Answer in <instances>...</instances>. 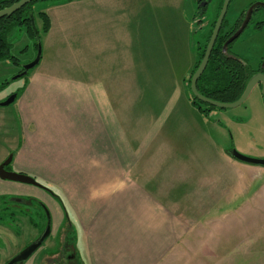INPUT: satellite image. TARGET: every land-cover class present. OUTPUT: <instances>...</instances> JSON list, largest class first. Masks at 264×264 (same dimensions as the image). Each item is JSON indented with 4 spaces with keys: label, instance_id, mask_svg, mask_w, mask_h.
<instances>
[{
    "label": "crops",
    "instance_id": "obj_1",
    "mask_svg": "<svg viewBox=\"0 0 264 264\" xmlns=\"http://www.w3.org/2000/svg\"><path fill=\"white\" fill-rule=\"evenodd\" d=\"M92 1L99 0L60 4L62 10L53 18L56 35L42 44L18 102L23 134L18 172L64 195L70 217L57 198L35 189V198L54 219L51 237H64L68 228L78 231L81 262L72 243L69 247L74 264H196L205 253L206 264H216V240L236 219L230 206L238 171L263 170L239 163L220 148L221 136L206 124L210 110L198 109L189 99L193 66L190 71L186 66L178 79L172 78L171 67H164L169 62L164 36L150 42L144 60L133 54L122 62L117 56L119 64L111 70L91 66L88 32L74 31L67 43L66 26L90 25L92 36L105 27L108 11L97 4L89 7ZM49 19L46 37L54 22ZM129 35L128 28L126 42ZM168 122L167 136H159ZM175 122L187 128L186 136H168ZM256 199L243 203L241 216L264 208V198ZM22 264L51 263L30 258Z\"/></svg>",
    "mask_w": 264,
    "mask_h": 264
},
{
    "label": "rangeland",
    "instance_id": "obj_2",
    "mask_svg": "<svg viewBox=\"0 0 264 264\" xmlns=\"http://www.w3.org/2000/svg\"><path fill=\"white\" fill-rule=\"evenodd\" d=\"M249 1L252 0H231L226 20L229 21L234 17L237 11L246 6ZM203 2L204 0H99L98 2H88L89 7L97 4L104 6L103 8L108 11L105 13V16L108 15L105 27L101 33L95 34L94 32L92 36L91 33L89 34L93 31L92 28H89L90 25H82L77 29L76 26H66L63 33L64 39L67 43H71L74 31L88 32V54H90L88 56L91 58V66L98 68V64H103L106 65L105 68L111 70L116 69L112 67L113 65L119 64L115 58L117 56L120 59L122 57L121 60L123 57L127 60L134 54L136 57L140 55L139 59L143 58L144 60L146 52L148 53L151 49L150 42L156 41L158 37L162 39L164 36L169 62L163 65L164 67H171L172 78L175 76V79H178L182 71L183 73L186 72V66L189 67V71L193 66L196 51H198L197 45L202 40L209 22L216 13V8L212 4L208 7L206 14H202ZM259 2H264V0H259ZM60 4L65 6L66 3L38 2L32 5L35 27L40 31V51L45 40H51L56 35L55 31L58 29L55 28L54 23L57 22L53 18H57V14L62 10L59 9ZM111 4V7L115 6V8L110 10ZM40 11L46 13L48 18L50 15L54 21L52 30L47 37V33L43 34L40 30L41 22L37 17V13ZM118 24H121L122 27L116 26ZM128 28L130 35L126 37L128 41L126 42L124 31ZM246 33L247 31L244 32L243 37ZM250 33L253 37L251 41H244L242 37L234 43L231 49L247 64L255 68L264 55V39L257 40L264 38V31L260 34ZM9 39L11 42L9 58L0 61V164L10 158L6 169H10L12 173L20 174L18 171L20 170L19 161L23 134L18 115V102L22 97L21 95L26 91L38 64L29 70L28 75L16 76L23 66L34 60L37 51H34V40L23 30H15ZM80 40L86 41L84 35L80 36ZM93 47L95 49L91 52ZM97 49H101L98 56L95 54ZM143 60L141 66L144 63ZM89 64L90 59H88ZM21 90V94L12 103L7 106L1 105ZM27 99L30 100V103H36L35 96L32 94L27 95ZM190 102L192 103L191 100ZM202 106L206 108L208 105ZM212 109H209L211 116L209 115L210 119L207 118L206 124L208 123L216 136H221V149L236 150L246 157L264 160V105L260 90L257 87L251 91L241 105L235 108ZM174 112L170 121H172ZM178 115H180L179 109ZM173 125L175 129L168 136H186L184 129L187 128H183L184 125H179L178 122ZM170 127V122L165 124L159 136H167ZM257 153L262 155L254 156ZM247 166L260 168L263 171L262 173H257L255 169L238 171V179L234 189V196L236 197L232 202L233 205L230 206L236 209V219L231 223L230 231L227 234H221L216 240L215 248L218 249L220 255V259L212 258L216 264H264V208L259 209L257 213L248 211L241 216L246 208V205H243L244 202L250 199L255 201L258 196L261 199L264 198V167ZM2 182L11 185L3 186L1 185ZM35 182L37 185L32 186L0 179V264L9 262L37 240L41 233L46 211L49 214L50 211L46 204L35 198L38 194L35 191L38 189L37 187L41 188V190L38 189L40 192L44 191L49 194L48 196L54 195L61 202L64 212L70 217L62 192L42 182ZM13 184L25 185L29 189H21V187L17 189L13 187ZM251 200L248 204H252ZM255 206L251 205L250 208ZM254 210L257 211L258 208H254ZM50 216V225H52L54 219L51 214ZM66 217L68 218V216ZM67 223L69 225L68 221ZM71 233V236H67L63 241H61L62 234L58 237H51L50 234L44 244L28 259L34 258L36 262L41 260L43 263L65 264L68 256L73 254L72 252L75 250V258L81 262V253L77 244L78 231L74 228ZM205 241L208 244L211 243L209 239ZM69 243H72L74 248L72 252L66 251L65 245ZM205 248L211 250L206 246ZM204 256L203 258L201 255L199 259L195 260V263L206 264L210 261L206 257V253Z\"/></svg>",
    "mask_w": 264,
    "mask_h": 264
},
{
    "label": "trees",
    "instance_id": "obj_3",
    "mask_svg": "<svg viewBox=\"0 0 264 264\" xmlns=\"http://www.w3.org/2000/svg\"><path fill=\"white\" fill-rule=\"evenodd\" d=\"M19 0H0V10L9 7L13 3ZM77 0H33L30 4L24 6L11 16H6L0 19V61L9 58V52L11 49L10 35L15 30H23L32 40H34V51H37L39 46V33L40 31L35 27V15L32 10V5L38 2H49V3H69ZM37 17L41 22V32L46 34L50 29V21L46 13L38 12ZM31 20L33 24H31ZM211 30L208 31L204 40L197 45L196 60L193 68L189 74L187 85L189 92V99L192 104L198 109H202L204 104L197 101L190 94L189 84L190 78L194 71L197 69L200 61L203 58L206 45L209 40ZM224 36H218L216 43L210 54L206 68L200 78L197 81V91L204 97L221 102V103H232L236 101L245 89L246 82H242V74L236 71V67L230 62H227V58L222 54V44L224 42ZM29 72V71H28ZM28 72L26 75H28ZM22 73V70L19 74ZM25 75V76H26ZM22 90L15 94V99L21 94ZM212 110L211 106H207L206 110ZM52 196V194H51ZM54 197V195L52 196ZM46 224V217H44V225L41 233ZM72 229L67 230L65 237L71 236ZM40 233V234H41ZM39 234V235H40Z\"/></svg>",
    "mask_w": 264,
    "mask_h": 264
},
{
    "label": "water",
    "instance_id": "obj_4",
    "mask_svg": "<svg viewBox=\"0 0 264 264\" xmlns=\"http://www.w3.org/2000/svg\"><path fill=\"white\" fill-rule=\"evenodd\" d=\"M33 0H19L15 3H13L12 5H10L7 8H4L2 10H0V19L6 16H11L12 14H14L15 12H17L18 10H20L21 8H23L24 6L30 4ZM230 0H223L222 3V7H221V11L219 13V16L215 22L213 31L211 33V36L209 38V41L206 45L205 51H204V55L202 60L200 61L197 69L194 71V73L192 74L191 78H190V84H189V90L191 95L193 96V98H195L197 101H199L200 103L206 104L208 106H211L213 108H218V109H228V108H235L239 105H241L249 96V94L251 93V91L253 90L254 85L256 84V82L260 81L262 83L261 86V90H260V95L262 98V103L264 105V77L261 75V73L257 74L256 76H254L246 85L243 93L240 95V97L232 102V103H221V102H217L211 99H208L204 96H202L196 88V84L198 79L200 78V76L202 75V73L204 72L206 65L208 63L210 54L212 52L216 37L218 35L219 29L221 27L222 21H223V17L226 13L227 10V6L229 4ZM264 6V4L262 3H255L253 4V6L248 10V14L249 12H251V9L255 6ZM31 24H33V21L31 20ZM237 35L234 36V38ZM233 39H229L228 41H226L223 45L222 48V52L225 51V48L227 46L228 43H230ZM41 57V51H40V47L38 46L37 49V53L36 56L34 58V60L23 66L22 68V73L18 74L16 77H20V76H25L26 73L32 69L33 67H35ZM263 68V65L261 66ZM15 99V95L11 96L10 98H8L6 101H4L3 103H1L2 106H7L10 103H12ZM228 155L233 158L234 160H237L240 163H245L247 165H253V166H262L264 167V160H258V159H252L249 157H246L240 153H238L236 150H229L228 151ZM10 161L7 160L6 162H3L2 164H0V179L1 180H6V181H13V182H19V183H24V184H28V185H32V186H36V182L35 180H33L32 178L25 176L23 174H16V173H12L10 171L6 170V167L8 166ZM50 216L48 214V212L46 211V224L45 227L42 231V233L39 235L38 239L35 240L33 243H31L30 245H28L24 250H22L19 254H17L15 257H13L9 262H7L6 264H22L23 262H25L33 253H35L37 251V249H39V247L43 244V242L48 238L49 234H50Z\"/></svg>",
    "mask_w": 264,
    "mask_h": 264
},
{
    "label": "flooded vegetation",
    "instance_id": "obj_5",
    "mask_svg": "<svg viewBox=\"0 0 264 264\" xmlns=\"http://www.w3.org/2000/svg\"><path fill=\"white\" fill-rule=\"evenodd\" d=\"M203 3H204L203 7H201L202 14H206L208 7L211 6L212 4H213V7L216 8V13H215L214 18L209 22V26H207L206 32L204 36H202V40L200 42L204 40L209 30H211V33H212L215 22L221 11L223 0H216V1L204 0ZM255 3L264 4V2H259V0L249 1L248 4L244 6L243 8H241L239 11H237L234 17H232L229 21L226 20V14H227L228 6H229L228 4L226 13L223 17L221 27L216 37V40L218 39V36L220 35L225 37L224 42L222 44V48L226 41H228L229 39H233L230 43L227 44L225 51L222 52V54L225 55V57L227 58L226 59L227 62H230V64L234 65L236 67V71L239 72V74H242V77H243L242 82H246V85L254 76H256L259 73H261V75L264 77V55L260 58L257 66L253 68L249 64H247L243 58H240L238 54L232 52L231 48L236 41L242 39L245 31H247V33L244 35L243 40L247 42L253 39V37L251 36L252 33L250 32H255V33L260 34L264 31V6L258 5V6L253 7L251 9V12H249V15H247L248 10ZM235 35L237 36L234 38ZM262 39L264 38H258L257 40H262ZM216 40H215V43H216ZM262 65H263V68L261 67ZM261 86H262V83L258 81L254 85L253 89L257 87L259 90H261ZM64 238L66 237L65 236L62 237L61 241H63ZM70 244L71 243L65 245L66 251L69 250ZM73 257L74 256L72 254L69 255L65 264H74Z\"/></svg>",
    "mask_w": 264,
    "mask_h": 264
}]
</instances>
